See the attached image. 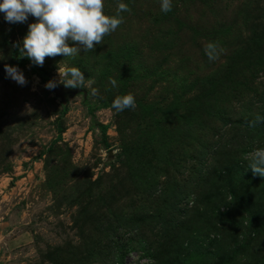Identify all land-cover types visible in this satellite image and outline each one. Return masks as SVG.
I'll return each mask as SVG.
<instances>
[{
	"label": "rangeland",
	"instance_id": "obj_1",
	"mask_svg": "<svg viewBox=\"0 0 264 264\" xmlns=\"http://www.w3.org/2000/svg\"><path fill=\"white\" fill-rule=\"evenodd\" d=\"M120 2L100 45L42 67L14 47L35 18L0 14V264H264V177L247 166L264 148V0L104 14ZM73 66L83 92L63 103L44 85ZM128 93L135 108L112 109Z\"/></svg>",
	"mask_w": 264,
	"mask_h": 264
},
{
	"label": "clouds",
	"instance_id": "obj_2",
	"mask_svg": "<svg viewBox=\"0 0 264 264\" xmlns=\"http://www.w3.org/2000/svg\"><path fill=\"white\" fill-rule=\"evenodd\" d=\"M160 10L170 12L172 0H160ZM128 11V5L120 2L115 15H106L103 0H0V14L5 22L24 23L29 16L35 18L36 22L28 24L22 42L14 47L23 53L21 57H27L34 66L41 67L45 57H75L81 51L94 50L104 36L114 32L123 22L121 13ZM70 42L73 46H69ZM214 48V44H208L206 54ZM209 58L213 57L210 55ZM4 71L7 78L20 86L25 85V77L18 67L6 64ZM57 71L59 80L47 81L44 85L47 90H53L61 83L69 89L84 88L86 78L79 67H58ZM88 81L91 83V78ZM109 82L116 86L115 80ZM111 107L117 112L135 108V98L131 93L118 96ZM247 166L254 175L264 177V148L250 154Z\"/></svg>",
	"mask_w": 264,
	"mask_h": 264
},
{
	"label": "water",
	"instance_id": "obj_3",
	"mask_svg": "<svg viewBox=\"0 0 264 264\" xmlns=\"http://www.w3.org/2000/svg\"><path fill=\"white\" fill-rule=\"evenodd\" d=\"M57 98H60L63 103L66 102V97L67 96H74L82 93L83 91L81 89L75 88V89H69L65 88L63 84H58L57 87H55L53 90H51ZM85 97H86V93Z\"/></svg>",
	"mask_w": 264,
	"mask_h": 264
}]
</instances>
